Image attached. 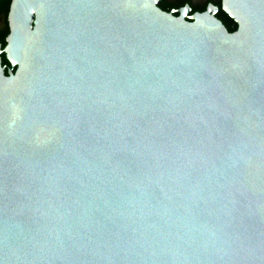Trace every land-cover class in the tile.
Returning <instances> with one entry per match:
<instances>
[{
  "label": "water",
  "instance_id": "1",
  "mask_svg": "<svg viewBox=\"0 0 264 264\" xmlns=\"http://www.w3.org/2000/svg\"><path fill=\"white\" fill-rule=\"evenodd\" d=\"M159 3L11 0L0 264H264V0Z\"/></svg>",
  "mask_w": 264,
  "mask_h": 264
},
{
  "label": "flooded vegetation",
  "instance_id": "2",
  "mask_svg": "<svg viewBox=\"0 0 264 264\" xmlns=\"http://www.w3.org/2000/svg\"><path fill=\"white\" fill-rule=\"evenodd\" d=\"M162 9L175 15L186 14L188 20H193L195 14L209 12L220 19L230 31L238 29V22L225 10L224 0H160ZM7 14L0 13V31L7 27Z\"/></svg>",
  "mask_w": 264,
  "mask_h": 264
},
{
  "label": "trees",
  "instance_id": "3",
  "mask_svg": "<svg viewBox=\"0 0 264 264\" xmlns=\"http://www.w3.org/2000/svg\"><path fill=\"white\" fill-rule=\"evenodd\" d=\"M10 3H11V0H1L0 1V13L4 12L5 14H8ZM6 22H7V19H6ZM8 33H9V26L7 23V27L4 30L0 31V41L2 42L3 46L6 44V36ZM2 58H3V64L6 65V71H8L10 62L7 59L5 53L2 54Z\"/></svg>",
  "mask_w": 264,
  "mask_h": 264
}]
</instances>
